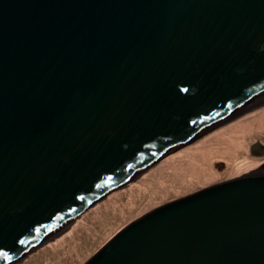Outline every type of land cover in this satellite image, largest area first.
Wrapping results in <instances>:
<instances>
[{"label": "water", "instance_id": "95a60500", "mask_svg": "<svg viewBox=\"0 0 264 264\" xmlns=\"http://www.w3.org/2000/svg\"><path fill=\"white\" fill-rule=\"evenodd\" d=\"M264 103V0H0V264ZM83 264H264L263 167L134 218Z\"/></svg>", "mask_w": 264, "mask_h": 264}, {"label": "rangeland", "instance_id": "374dc122", "mask_svg": "<svg viewBox=\"0 0 264 264\" xmlns=\"http://www.w3.org/2000/svg\"><path fill=\"white\" fill-rule=\"evenodd\" d=\"M262 110H264V103L229 118L217 126L206 130L189 142L167 152L153 165L133 176L127 183L115 188L82 211L62 227L60 231L42 242L41 246H37L13 264H83L119 229L154 207L202 187L256 170L261 166L264 171L263 127L254 129L246 136L245 147L239 152L238 157L234 156V158L231 154H226L231 156H213L211 164L213 169L219 174L215 178L203 182L193 179L192 181L180 184L179 180L171 179L169 174H172L173 171L171 168H167L164 171L165 180L162 181L163 184H161L157 194L153 195L151 193L153 187L159 182L152 180L153 176L157 171L159 174L161 173L159 168L165 167V162L178 158L183 150L189 149L196 144L206 145L216 142L214 138L220 131L228 129L239 119L253 120L255 116L259 117L257 115ZM255 122L257 123L258 121L255 119ZM238 160L245 162L244 166L246 167L241 171H234V164ZM248 161L253 163H249ZM146 178H149V180ZM144 180H148V184L143 189V192H140L138 191V186ZM149 181L151 184H149ZM189 182L192 183L187 185ZM184 183H187V186H184ZM162 189L164 192H161ZM131 190L133 193L129 197ZM76 251L80 252V256H77Z\"/></svg>", "mask_w": 264, "mask_h": 264}, {"label": "bare ground", "instance_id": "6f19581e", "mask_svg": "<svg viewBox=\"0 0 264 264\" xmlns=\"http://www.w3.org/2000/svg\"><path fill=\"white\" fill-rule=\"evenodd\" d=\"M257 116L259 117L255 116L253 120L239 119L235 121V123H233L230 127H228V129L220 131L214 138V141L216 142L206 145L196 144L189 149L183 150L178 158H175L174 160L170 159L169 161L165 162V167H161L162 169L159 168V171L161 173L159 174L157 171V173L153 176L152 180H157L159 182L153 187L151 193L153 195L157 194L161 184H163L162 181L165 180L164 171L167 168H171V170L173 171L172 174H169V176H171V179L174 178L176 180H179V182H181L180 184H182V182L192 181L193 179L197 180L198 182H203L218 176V172L213 169V166L211 164L213 156L232 155L233 157H238L239 152L243 149V147H245L246 136L254 129L264 127V110L260 111ZM255 119L258 121L257 123L255 122ZM248 162L253 163L251 161ZM244 163L245 162H241L240 160H238L234 164V171H241L244 167H246L244 166ZM146 179L149 180V178ZM148 180H144L138 186V191L143 192V189L148 184ZM191 183L192 182H189L188 184L184 183V186H187ZM149 184H151L150 181ZM161 192H164L163 189L161 190ZM132 193L133 191L131 190L129 193V197L132 195ZM76 254L77 256H80L79 251H76Z\"/></svg>", "mask_w": 264, "mask_h": 264}, {"label": "trees", "instance_id": "16d2710c", "mask_svg": "<svg viewBox=\"0 0 264 264\" xmlns=\"http://www.w3.org/2000/svg\"><path fill=\"white\" fill-rule=\"evenodd\" d=\"M41 246V245H40ZM39 247V246H38Z\"/></svg>", "mask_w": 264, "mask_h": 264}]
</instances>
